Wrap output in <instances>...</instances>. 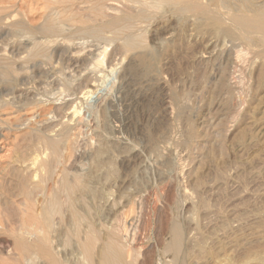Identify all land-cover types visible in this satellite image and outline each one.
Segmentation results:
<instances>
[{"label": "rangeland", "instance_id": "obj_1", "mask_svg": "<svg viewBox=\"0 0 264 264\" xmlns=\"http://www.w3.org/2000/svg\"><path fill=\"white\" fill-rule=\"evenodd\" d=\"M156 1L37 0L36 6L30 0H0L5 36L0 35V75H5L0 76V264H15L9 249L15 250L20 233L28 230V212L41 217L45 210L59 264H96L100 246L121 254V264H264V96L258 69L233 90L234 104L226 103L227 93L216 90L220 34L199 14ZM219 10L214 8L217 15ZM124 15L147 66L128 72L130 85L120 88L130 63L102 27ZM16 47L24 54H16ZM73 52L87 57L84 71L66 62ZM98 52L102 67L114 66L102 78ZM84 72L96 80L91 94L84 93ZM133 96L136 102L127 105L125 98ZM72 106L77 108L73 117ZM112 139L117 141L112 156H104L95 174L94 151ZM79 178L88 188L75 184ZM24 238L32 242L35 234ZM88 239L94 250L90 258L81 253ZM39 258L32 262L50 264Z\"/></svg>", "mask_w": 264, "mask_h": 264}, {"label": "bare ground", "instance_id": "obj_2", "mask_svg": "<svg viewBox=\"0 0 264 264\" xmlns=\"http://www.w3.org/2000/svg\"><path fill=\"white\" fill-rule=\"evenodd\" d=\"M14 1V0H13ZM23 1V0H22ZM31 2L30 3H35V2H37V0H30ZM39 1V0H38ZM155 1L156 0H154V2L153 3H155ZM208 2H209V5L211 4V6L212 7H214V8H216V9H220L219 11H220V14H218L217 15V13H215L214 12V8H213V10L210 8V6L207 4V5H205V4H201L200 3V0H164V2H167V3H170V4H172V5H176V6H180V7H182V8H187V9H189V10H191V11H193L194 13H196V15H200L201 16V18H203V19H201L202 20V22L203 23H205V24H208V25H211V27H213L214 28V30L216 31V32H218L219 34H220V74H218L219 76L217 77L218 78V82H217V89L216 90H220V91H222V92H225V93H227V95H224V96H226L227 98H226V103H228L229 101L231 102V103H233V101H234V99H235V97L233 96V90L234 89H237V88H242L243 87V85H244V79L245 78H248V79H250L251 77H252V75H254V73H255V71L258 69V76H259V79H260V81H259V88L260 89H262V91H263V96H264V0H207ZM43 2V1H42ZM67 2V1H66ZM146 2V1H145ZM150 2H151V0H150ZM149 2V3H150ZM156 2H159V1H156ZM8 3H10L9 1H8ZM29 2H28V4H30ZM44 3V2H43ZM139 3V2H138ZM144 3V2H143ZM142 3V4H143ZM160 3V2H159ZM162 3V2H161ZM36 4V3H35ZM34 4V5H35ZM40 4H42V3H40ZM47 4V3H46ZM85 4V3H84ZM152 4V3H151ZM158 4V3H157ZM166 4V3H165ZM2 5V4H1ZM17 5V4H16ZM129 5H131V4H129ZM138 5H140V4H138ZM148 5V4H147ZM33 6V5H32ZM36 6H38L37 4H36ZM151 6V5H150ZM153 6V5H152ZM162 6V5H161ZM31 7V6H30ZM29 7V8H30ZM43 7V6H42ZM108 7V6H107ZM112 7V6H111ZM110 7V8H111ZM131 7V6H130ZM132 7H133V5H132ZM149 7V6H148ZM159 7V6H158ZM84 8H86V7H84ZM83 8V10H86V9H84ZM109 8V9H110ZM126 8H128V7H126ZM150 8H152V7H150ZM161 8V7H160ZM163 8V7H162ZM34 9V8H33ZM71 9V8H70ZM129 9V8H128ZM127 9V10H128ZM130 9H132V8H130ZM154 9H155V7H154ZM157 9V8H156ZM164 9V8H163ZM64 9H62V11H63ZM165 10V9H164ZM34 11H36V10H34ZM39 11V10H38ZM131 11V10H130ZM129 11V12H130ZM135 11V10H134ZM4 12V11H3ZM27 12V11H26ZM99 12V11H98ZM160 12V11H159ZM53 13V12H52ZM60 13V12H59ZM82 13H84V12H82ZM86 13V12H85ZM100 13V12H99ZM134 13H136L137 14V12H134ZM3 14V13H2ZM50 14V13H49ZM55 14V13H54ZM91 14V13H90ZM92 14H93V16L94 17H100V15H98V13L94 10V12H92ZM130 15H131V13H129ZM128 14V15H129ZM139 14V13H138ZM0 15H1V13H0ZM13 15V14H12ZM12 15H10L11 16V18L13 17ZM15 15V14H14ZM134 15V14H133ZM219 15H220V17H219ZM3 16V15H2ZM5 16H7V15H5ZM47 16V15H46ZM67 16V15H66ZM80 16V15H79ZM15 17V16H14ZM57 17V16H56ZM69 17V16H68ZM85 17H88V15L87 16H85ZM130 18L132 17V16H129ZM152 17H154V16H152ZM9 17H7V19H8ZM10 18V19H11ZM63 18V17H62ZM92 18V17H91ZM78 19V18H77ZM104 19V18H103ZM137 19V18H136ZM145 19V18H144ZM6 20V19H5ZM12 20V19H11ZM15 21L14 22H18V21H16V19H14ZM51 20H52V18H51ZM76 20V19H75ZM81 20H82V23L83 22H85V23H87L88 21H89V19H88V21H85V18H81ZM81 20H79V22L81 21ZM97 20V19H96ZM126 20H127V16H123V17H115V18H113V19H111L110 21H108V22H106L107 24L106 25H104L102 28H107L106 30H109V32L111 33V35L113 36V38H114V41L112 42V43H115L116 41L118 42L117 44H115L117 47L116 48H118L119 50H121V52L123 53V57L124 58H128V60H129V71H128V69H125L124 71H122L123 73L121 74V81H122V86H120V88H122V87H125L126 86V84H128L129 82H131L130 81V79H129V73L128 72H131V71H135L136 70V68H141L142 69V66H144V65H146L147 66V55L145 54V53H143L142 52V50L140 49L141 47H139L140 46V42H138L136 39H137V37L136 36H134V35H136V34H134L133 35V33L131 34V32L129 33L128 32V30L130 29V28H128L129 26V23H127L126 22ZM131 20H132V18H131ZM168 20V19H167ZM76 21H78V20H76ZM129 21V20H128ZM170 21V20H169ZM180 21V20H179ZM9 22H11V21H9ZM1 23H3L4 24V22H1ZM6 23V22H5ZM8 23V22H7ZM21 23V22H20ZM139 23V22H138ZM177 23V22H176ZM9 24H11V23H9ZM12 24H14V23H12ZM77 24H78V22H77ZM152 24V23H151ZM60 25V24H59ZM66 25V24H65ZM85 25V24H84ZM133 24L132 23H130V26H132ZM145 25V24H144ZM8 26V25H7ZM6 26V27H7ZM10 26V25H9ZM18 27L19 26H21V25H17ZM58 26V25H57ZM133 26H135V25H133ZM138 26V25H137ZM143 26V25H142ZM197 26V25H196ZM5 27V24L3 25V27L2 28H4ZM191 27V26H190ZM10 28V27H9ZM9 28H7V29H9ZM12 29H13V27H11ZM15 28V27H14ZM70 28V27H69ZM20 29V28H19ZM18 29V30H19ZM43 29H45L46 31H52V27L51 26H47L46 27V25H45V27L43 26ZM61 29V28H60ZM0 30H2L1 28H0ZM17 30V31H18ZM59 30V29H58ZM96 30V29H95ZM141 30V29H140ZM2 31H4V29L2 30ZM16 31V30H15ZM16 31V32H17ZM25 31V30H24ZM39 31H42V27H41V29L39 30ZM44 31V30H43ZM60 31V30H59ZM145 31V30H144ZM156 31H157V29H156ZM6 32H7V30H6ZM9 32V31H8ZM19 32V31H18ZM54 32V31H53ZM52 32V33H53ZM64 32H65V30H64ZM139 32V31H138ZM1 33H4V32H1ZM9 33H11V32H9ZM8 33V35H10ZM41 33V32H40ZM40 33H38V34H40ZM51 33V32H50ZM59 33H61V32H59ZM7 34V33H6ZM15 34V33H14ZM44 34V33H43ZM43 34H41L43 37H44V35ZM53 34H55V33H53ZM52 34V35H53ZM162 34V33H161ZM175 34V33H174ZM0 35H2V34H0ZM11 35H12V33H11ZM41 35H40V38H41ZM159 35V34H158ZM4 38H5V36L4 35H2ZM7 36V35H6ZM22 36V35H21ZM39 36V35H38ZM45 36H47V35H45ZM48 36H50L51 37V35H48ZM57 36V34L55 35V36H53V37H56ZM69 36V35H68ZM111 36V37H112ZM157 35H156V33H155V37H156ZM163 36V35H162ZM61 37V36H60ZM108 37V36H107ZM141 37V36H140ZM154 37V38H155ZM169 37V36H168ZM1 38V37H0ZM10 38V37H9ZM39 38V39H40ZM56 38H58L59 39V36L58 37H56ZM56 38H55V41H56ZM94 38V37H93ZM96 38V37H95ZM175 38V37H174ZM22 39V38H21ZM28 39V38H27ZM30 39V38H29ZM29 39H28V43L30 42V41H32V40H30L29 41ZM36 39V38H35ZM47 39H49V37L47 38ZM47 39L45 38V39H41V41H44V40H46L47 41ZM51 39H53L54 40V38H51ZM57 39V40H58ZM69 39V38H68ZM97 39V38H96ZM101 39V38H100ZM108 39V38H107ZM173 39V38H172ZM70 40V39H69ZM72 40V39H71ZM106 40V39H105ZM158 41V37H157V39H155V41ZM160 40V39H159ZM162 41H163V39H161ZM160 40V41H161ZM61 40H59V41H57V42H60ZM90 41V40H89ZM100 41V40H99ZM103 41V40H102ZM2 42V41H1ZM34 42V41H33ZM50 42V41H49ZM57 42H55L56 44V46H58L59 44L57 43ZM36 43V42H35ZM43 43V42H42ZM52 44H54L53 43V41L51 42ZM61 44H60V47L63 45L62 44V42H60ZM107 43V42H106ZM158 43H159V41H158ZM161 43H163V42H160L159 44V46H161L162 44ZM216 43H217V41H216ZM34 44V43H33ZM32 44V45H33ZM100 44V43H99ZM142 44V43H141ZM169 44V43H168ZM27 45V44H26ZM32 45H31V47H32ZM35 45H37V44H35ZM88 45V44H87ZM20 46V45H19ZM107 46V45H106ZM23 47V46H22ZM28 48H29V46H27ZM35 47V46H34ZM59 47V46H58ZM59 47V48H60ZM115 47V46H114ZM154 47V46H153ZM8 48V47H7ZM17 48V47H16ZM15 48V49H16ZM24 48V47H23ZM33 48V47H32ZM30 49V50H33V49ZM47 48V47H46ZM56 50V49H55ZM61 50V49H60ZM92 50V49H91ZM94 50H95V48H94ZM102 50V49H101ZM161 50V49H160ZM163 50H165V49H163ZM210 50H212V49H210ZM209 50V51H210ZM15 51V50H14ZM17 53L16 54H18V55H20V54H22L23 52H25L24 51V49L22 50V48H17ZM67 51V50H66ZM71 51V50H70ZM208 51V52H209ZM35 52V51H34ZM64 52V51H63ZM76 52V51H75ZM75 52H73V53H68V55L66 56V62L69 64V66H70V64L73 66H76V67H80L81 69H80V71L82 70V71H84L83 70V65L85 64V62H86V58L87 57H83L84 55H82V56H80V55H76V54H74ZM78 52V51H77ZM96 52V51H95ZM104 51H102V53H103ZM150 52V51H149ZM15 53V52H14ZM28 53V52H27ZM29 53H30V51H29ZM28 53V54H29ZM82 53V52H81ZM99 53V52H98ZM108 53V52H107ZM152 53V52H151ZM24 54V53H23ZM32 54V53H31ZM56 54V53H55ZM63 54V53H62ZM66 54V53H65ZM80 54V53H79ZM105 54V53H104ZM30 55V54H29ZM33 55H37V54H33ZM100 53L98 54V56L97 57H99L100 58ZM149 55V54H148ZM23 56V55H22ZM32 56V55H31ZM63 56V55H62ZM65 56V55H64ZM63 56V57H64ZM5 57V56H4ZM21 57V56H20ZM24 57V56H23ZM30 57V56H29ZM39 57V56H38ZM61 56H59V58H60ZM102 57V56H101ZM113 57H114V55H113ZM44 58V57H43ZM99 58H96V59H99ZM119 58V57H118ZM21 59H22V57H21ZM65 59V58H64ZM96 59H95V61H96ZM153 59V58H152ZM58 60V59H57ZM1 61V60H0ZM4 61V60H3ZM48 61V60H47ZM98 61V63H99V65L97 66V67H99L100 69H99V72H101L100 74H98V77L100 76H102L103 77V75L102 74H104L103 72H106V71H111V70H113V67L112 66H106V67H102L101 66V64L102 63H100L101 61H102V58H100V60H97ZM133 61H136V63L135 64H131V62H133ZM36 62H38V61H36ZM65 62V63H66ZM39 63H40V61H39ZM112 63V62H111ZM36 64V63H35ZM43 64V63H42ZM33 65V64H32ZM50 65V64H49ZM166 65V64H165ZM169 65V64H168ZM24 66V65H23ZM40 66L41 65H39L38 67L40 68ZM43 66H45V65H43ZM124 66V65H123ZM37 67V66H36ZM37 67V68H38ZM32 69H33V66L31 67ZM30 68V69H31ZM75 68V67H74ZM84 68H85V66H84ZM124 68V67H123ZM257 68V69H256ZM31 69V70H32ZM89 69V68H88ZM34 70V69H33ZM32 70V72H34ZM41 70H42V68H41ZM44 70H47V69H45L44 68ZM97 70V69H96ZM43 71V70H42ZM52 71V70H51ZM36 72V71H35ZM91 72V71H90ZM1 73H2V71H1ZM4 73H6V72H4ZM38 73V72H37ZM41 73V72H40ZM38 73L39 75H42L43 73ZM46 73V72H45ZM112 73V72H111ZM132 73V72H131ZM3 74V73H2ZM1 74V75H2ZM140 74V73H139ZM0 75V76H1ZM39 75H38V77H39ZM81 75V74H80ZM94 75V74H93ZM2 76H5V75H2ZM36 75L34 74V77H35ZM73 76V75H72ZM130 76H131V74H130ZM158 76H160V75H158ZM23 78L24 77H26V76H22ZM97 77V78H98ZM101 77V78H102ZM141 77V76H140ZM139 77V78H140ZM54 78V77H53ZM82 81H84L85 82V92L84 93H90L91 94V92L94 90V88L96 87V83H95V81H93V80H91L92 79V77H90V75L89 74H87L86 72H84V73H82ZM97 78H95V79H97ZM146 78V77H145ZM100 79V78H99ZM149 79H150V77H149ZM149 79H148V82H144L145 83V85L146 84H148L150 81H149ZM152 79H153V77H152ZM33 80V79H32ZM98 80V79H97ZM129 80V81H128ZM151 80V79H150ZM156 82L158 83V84H161L160 86H162V85H164L163 83V79L161 78V76L160 77H157L156 79ZM252 80V79H251ZM24 81V80H23ZM22 81V82H23ZM100 81V80H99ZM120 81V80H119ZM152 81V80H151ZM26 82H27V80H26ZM133 82V81H132ZM251 82V81H250ZM73 83V82H72ZM119 83V84H120ZM214 83V82H213ZM252 83V82H251ZM21 84H23V83H21ZM27 84V83H26ZM120 84V85H121ZM124 84H125V86H124ZM135 84V83H134ZM141 84V83H140ZM139 84V86H141ZM71 85V84H70ZM129 85H130V83H129ZM137 85V84H136ZM157 85V84H156ZM247 85V84H246ZM72 86V85H71ZM147 86V85H146ZM249 86H250V84H249ZM131 87V86H130ZM137 87V86H136ZM142 88H143V86H141ZM148 87V86H147ZM146 87V88H147ZM149 87H151V86H149ZM166 87V86H165ZM21 88H23V86H21ZM21 88H18L17 87V89H21ZM126 88H127V86H126ZM126 88H124V89H126ZM132 88H134V87H132ZM4 89V88H3ZM2 89V90H3ZM24 89V88H23ZM22 89V90H23ZM130 89V88H129ZM140 89V88H139ZM248 89V88H247ZM24 90H26V89H24ZM32 90V89H31ZM79 90V89H78ZM122 90V89H121ZM133 89H131V91H132ZM138 90V89H137ZM241 90H243V89H241ZM4 91V90H3ZM7 91H8V89H7ZM67 91V90H66ZM69 91V90H68ZM138 91H140V90H138ZM142 91V90H141ZM146 91V90H145ZM247 91V90H246ZM1 92V91H0ZM5 92H6V89H5ZM9 92V91H8ZM119 92V91H118ZM121 92V91H120ZM128 92V91H127ZM136 93H138L137 91H135ZM134 92V93H135ZM144 92V91H143ZM217 92V91H216ZM7 93V92H6ZM224 93V94H225ZM124 94V93H123ZM144 94V93H143ZM22 95V94H21ZM86 95V94H85ZM84 95V96H85ZM137 94H135V96H136ZM140 95V94H139ZM222 95V94H221ZM58 96V95H57ZM243 96V95H242ZM249 96V95H248ZM222 97V96H221ZM255 97V96H254ZM262 96H260V98H261ZM122 98V97H121ZM224 98V97H223ZM105 99V98H104ZM126 99V104L127 105H129V104H132L133 103V101L134 102H136L135 100L137 99L136 97H129L128 99L127 98H125ZM124 99V100H125ZM140 99V98H139ZM142 99H144V98H142ZM240 99V102L242 103V97H240L239 98ZM107 100V99H106ZM233 100V101H232ZM236 100V99H235ZM238 100V99H237ZM121 101V100H120ZM140 101V100H139ZM220 101V100H219ZM224 101H225V99H224ZM239 101V100H238ZM238 101H237V103H238ZM118 102V101H117ZM235 102V101H234ZM239 102V103H240ZM11 104V103H10ZM109 104H111V103H109ZM220 104H222L221 102H220ZM230 104V103H229ZM234 104V103H233ZM54 105V104H53ZM104 105V104H103ZM107 105V104H106ZM241 109V108H240ZM243 109V108H242ZM100 110V109H99ZM105 111V110H104ZM103 111V112H104ZM26 112H28V111H26ZM105 113V112H104ZM69 114H71V116L73 117V116H75V115H77V108L74 106H72V108H71V111H70V113ZM239 114V113H238ZM104 116V115H103ZM238 116V115H237ZM29 117V116H28ZM56 118V117H55ZM103 118V117H102ZM76 119V118H75ZM239 120V119H238ZM260 120V119H259ZM103 121V120H102ZM104 121H105V118H104ZM48 122V121H47ZM236 122V121H235ZM45 123V122H44ZM106 123H107V121H106ZM110 123V122H109ZM108 124V123H107ZM252 124V123H251ZM260 124H264V122L262 121V122H260ZM41 125V124H40ZM108 125H110V124H108ZM108 125H105V126H108ZM236 125V124H235ZM53 126V125H52ZM262 126H264V125H262ZM99 128V127H98ZM109 128V127H108ZM110 128H111V130H115V128H113V127H111V125H110ZM106 131V130H105ZM111 132H113V131H111ZM118 133V132H117ZM101 137H103V136H101ZM48 138V137H47ZM107 138V137H106ZM110 138V137H109ZM117 139V138H116ZM123 140V139H122ZM100 142V141H99ZM122 142V141H121ZM85 143V142H84ZM96 143V142H95ZM116 143H117V141L115 140V139H112L111 141H106V143H105V145L104 146H102L101 148H99V149H97V150H95L94 152H95V157H93V159L95 158V162H96V164H94L95 166H94V168H91V169H95V174H96V169L97 170H99L98 168V166H101V165H99V164H101V163H105V161L106 160H104V156H106L107 158L108 157H110V155L112 154V147H114V145H116ZM52 146L53 147H55V144L54 143H52ZM118 147V146H117ZM93 148V147H92ZM96 148V147H95ZM122 149V148H121ZM129 150V149H128ZM133 150H135V149H133ZM156 150V149H155ZM90 151V150H89ZM90 153V152H89ZM120 153V152H119ZM129 153V152H128ZM117 154V153H116ZM130 154V153H129ZM92 155V154H91ZM94 155V154H93ZM119 155V154H118ZM121 155V154H120ZM112 156V155H111ZM92 157V156H91ZM166 157V156H165ZM119 158V157H118ZM128 158V157H127ZM167 159V158H166ZM117 160V159H116ZM168 160V159H167ZM93 161V160H92ZM95 162H93V163H95ZM107 162H108V160H107ZM163 162V161H162ZM109 163H111V162H109ZM160 163V162H159ZM108 165V164H107ZM91 166H92V164H91ZM109 166V165H108ZM168 166V165H167ZM98 167V168H97ZM90 168V167H89ZM109 168H111V167H109ZM104 169V168H103ZM102 169V170H103ZM90 170V169H89ZM102 170H100L101 171V173H102ZM196 170V169H195ZM86 171H88V170H86ZM105 171V170H104ZM94 172V171H93ZM86 173V172H85ZM89 173V172H88ZM98 173V172H97ZM82 175V174H81ZM58 176V175H57ZM65 177V176H64ZM77 177V176H76ZM92 177V176H91ZM95 177H96V175H95ZM103 177H104V175H103ZM164 178V177H163ZM59 179V178H58ZM87 179V178H86ZM94 179H96V178H94ZM98 179V178H97ZM99 181H101V180H99ZM98 181V182H99ZM107 181V180H106ZM171 181V180H170ZM59 182H61V181H59ZM86 182V181H85ZM105 182V181H104ZM109 182V181H108ZM91 183V182H90ZM106 183V182H105ZM75 184L78 186V187H80V188H88V187H86V184H84V182L79 178V179H77V180H75ZM93 184V183H92ZM101 184V183H100ZM165 184V183H164ZM55 185H57V184H55ZM106 185V184H105ZM170 185V184H169ZM75 186V185H74ZM88 186V185H87ZM103 186V185H102ZM76 187V186H75ZM106 187V186H105ZM93 188H95L94 186H93ZM66 189V188H65ZM104 189V188H103ZM90 192L92 191V190H89ZM79 192V191H78ZM86 192H87V190H86ZM102 192V191H101ZM66 193V192H65ZM98 193V192H97ZM104 194V193H103ZM169 194V193H168ZM189 194V193H188ZM156 195V194H155ZM26 196V195H25ZM41 196H43V195H41ZM74 196V195H73ZM91 196V195H90ZM93 196V195H92ZM55 197V196H54ZM101 198H102V196H100ZM106 197V196H105ZM99 198V197H98ZM107 198V197H106ZM110 198V197H109ZM143 198V197H142ZM165 199V198H164ZM36 200V199H35ZM38 200V199H37ZM78 200V199H77ZM139 200V199H138ZM159 200V199H158ZM171 201V200H170ZM27 203V202H26ZM39 203V202H38ZM45 203V202H44ZM67 203V202H66ZM73 203V202H72ZM157 203V202H156ZM160 203H162V202H160ZM52 204V203H51ZM53 204H54V202H53ZM98 204H100V202L98 203ZM69 205H70V203H69ZM77 205V204H76ZM141 205V204H140ZM71 206H72V204H71ZM37 207V206H36ZM38 207H39V205H38ZM42 207V206H41ZM69 207V206H68ZM67 207V208H68ZM73 207V206H72ZM81 207V206H80ZM63 208V207H62ZM76 208V207H75ZM74 208V209H75ZM138 208V207H137ZM61 209V208H60ZM51 211V210H50ZM65 211V210H64ZM75 211V210H74ZM118 211V210H117ZM27 212V211H26ZM44 213L42 214V216L41 217H39L38 216V214H36V216L34 215V216H32V213H30V212H28L29 214H31V215H28V217H26V222H27V224L26 225H28L27 226V228H28V230L27 229H25V231L24 232H22V234L20 233V236H21V238H19L17 241H16V243H15V245H14V247H13V249H15V250H10L9 249V251H10V253H11V259H13L14 261L13 262H15V264H26V262H28V264L29 263H35V262H37V261H35V262H32V260L34 261V259L36 260V257H41V258H39L38 260H40L41 259V261L44 259V262H46V261H48V263H50V264H59L60 262H58L56 259L57 258H55V256H54V251L53 250H57V249H53L52 250V246H53V244L55 243H53V244H51L50 243V237H49V229H51V227H52V222H51V216L49 217V212L48 211H43ZM53 212V211H52ZM27 213V214H28ZM69 213V212H68ZM26 214V213H25ZM61 214V213H60ZM148 214V213H147ZM20 215H22V214H20ZM39 215H41L40 213H39ZM1 216V215H0ZM57 216V215H56ZM70 216H72L71 214H70ZM144 216V215H143ZM54 218V217H53ZM113 218V217H112ZM135 218V217H134ZM64 220V219H63ZM107 221V220H106ZM111 221V220H110ZM123 221V220H122ZM118 222V221H117ZM121 222V221H120ZM147 222V221H146ZM24 223V222H23ZM67 223V222H66ZM72 223V222H71ZM81 223V222H80ZM112 223V222H111ZM125 223V222H124ZM137 223V222H136ZM58 224V223H57ZM62 224V223H61ZM68 224V223H67ZM138 224V223H137ZM144 224V223H143ZM60 225V224H59ZM57 226V225H56ZM118 226V225H117ZM131 226V225H130ZM23 227H24V224H23ZM88 227V226H87ZM142 227H144L143 225H142ZM54 228H55V226H54ZM60 228V227H59ZM86 228V227H85ZM122 228H123V226H122ZM147 228V227H146ZM149 228V227H148ZM147 228V229H148ZM18 229V228H17ZM20 229V228H19ZM18 229V230H19ZM56 229V228H55ZM66 229H68V228H66ZM119 229V228H118ZM21 230H23V228L21 229ZM92 230V229H91ZM65 231V230H64ZM89 231V230H88ZM125 231V230H124ZM49 232V233H48ZM126 232V231H125ZM35 234V239H34V241H32V242H28V241H30V240H26L25 238H24V234ZM55 233V232H54ZM58 233V232H57ZM63 233V232H62ZM84 233H85V231H84ZM102 233H104V232H102ZM129 233V232H128ZM128 233L127 234H125V235H128ZM75 234V233H74ZM79 234V233H78ZM99 234V233H98ZM97 234V235H98ZM121 234V233H120ZM174 237H175V241H174V245L177 247V241H178V237H179V233H178V230L175 228L174 229ZM247 234V233H246ZM59 235V234H58ZM57 235V236H58ZM67 235V234H66ZM249 235V234H248ZM68 236V235H67ZM242 236V235H241ZM31 237V236H30ZM71 237V236H70ZM95 237V236H94ZM28 238V237H27ZM32 238V237H31ZM80 238V237H79ZM111 238V237H110ZM139 238H140V236H139ZM101 239V238H100ZM135 239V238H134ZM106 240V239H105ZM124 240V239H123ZM233 240V239H232ZM52 241H54V240H52ZM130 241V240H129ZM242 241V240H241ZM245 241V240H244ZM57 242V241H56ZM66 242V241H65ZM68 242H70V241H68ZM74 242V241H73ZM99 242V241H98ZM97 242V243H98ZM116 242V241H115ZM136 242V241H135ZM253 242V241H252ZM264 242V241H263ZM7 243V242H6ZM10 243V242H9ZM59 243H62V242H58V244ZM82 243V242H81ZM1 244V243H0ZM58 244H57V246H58ZM64 244V243H63ZM105 244V243H104ZM113 244V243H112ZM129 244V243H128ZM172 244V245H173ZM66 245V244H65ZM74 245V244H73ZM76 245V244H75ZM100 245V244H99ZM133 245V244H132ZM232 245V244H231ZM244 245H246V244H244ZM248 245V244H247ZM2 246V245H1ZM13 246V245H12ZM98 246V245H97ZM126 246V245H125ZM128 246H130V245H128ZM56 247V246H55ZM54 247V248H55ZM63 247H64V245H63ZM106 247V246H105ZM111 247V246H110ZM226 247V246H225ZM148 248V247H147ZM244 248V247H243ZM254 248H255V245H254ZM69 249V248H68ZM118 249V248H117ZM126 249V248H125ZM134 249V248H133ZM173 249V248H172ZM176 249V248H175ZM239 249V248H238ZM252 249V248H251ZM59 250V249H58ZM58 250L56 251L57 253H58ZM62 250V249H61ZM75 250V249H74ZM77 250V249H76ZM75 250V251H76ZM139 250V249H138ZM234 249H232L231 250V252L233 251ZM242 250V249H241ZM245 250V249H244ZM71 251V250H70ZM73 251V250H72ZM74 251V252H75ZM93 246H92V242H91V239H88V240H86L85 242H84V244L81 246V253L83 254V256L85 257H92V255H93ZM135 251V250H134ZM168 251V250H167ZM239 251H240V249H239ZM246 251H247V249H246ZM60 252V251H59ZM80 252V251H79ZM148 252V251H147ZM68 253V252H67ZM70 253H72V252H70ZM80 253V254H81ZM96 253H97V260H95L96 261V264H121V260H122V255L121 254H116V253H114L113 251H111V248H109L108 246H107V248H104V247H101L100 246V248H98L97 247V251H96ZM130 253V252H129ZM132 253V252H131ZM130 253V254H131ZM243 253H244V251H243ZM129 254V255H130ZM56 255V254H55ZM128 255V256H129ZM244 255V254H243ZM70 256H71V254H70ZM78 256H80L81 257V255H78ZM136 256V255H135ZM149 256V255H148ZM183 256V255H182ZM231 256V255H230ZM247 257H248V255H246ZM251 256V255H250ZM255 256V255H254ZM57 257V256H56ZM74 257V256H73ZM172 257V256H171ZM238 257V256H237ZM261 257V256H260ZM76 258V257H75ZM88 258V259H89ZM136 258V257H135ZM251 258H253V255H252V257H250V259ZM129 259V258H128ZM242 259V258H241ZM259 259V258H258ZM46 260V261H45ZM76 260V259H75ZM141 260H142V258H141ZM147 260V259H146ZM222 260V259H221ZM239 260V259H238ZM245 260V259H244ZM247 260V259H246ZM3 261V260H2ZM66 261V260H65ZM236 261V260H235ZM10 262H12V261H10ZM70 262V261H69ZM76 262H77V260H76ZM141 262V261H140ZM195 262H197V261H195ZM225 262V261H224ZM41 262H39V264H40ZM42 263H43V261H42ZM85 263V262H84ZM142 264H143V262H141ZM140 263V264H141ZM176 263V262H175ZM236 263V262H235ZM248 263V262H247ZM264 263V262H263ZM14 264V263H13ZM37 264H38V262H37ZM47 264V263H46ZM67 264H69V263H67ZM73 264V263H72ZM77 264V263H76ZM138 264H139V262H138ZM206 264V263H205Z\"/></svg>", "mask_w": 264, "mask_h": 264}]
</instances>
